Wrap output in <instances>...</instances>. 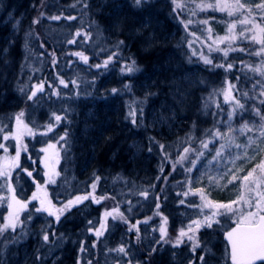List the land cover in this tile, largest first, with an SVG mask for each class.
<instances>
[{
  "label": "rangeland",
  "instance_id": "374dc122",
  "mask_svg": "<svg viewBox=\"0 0 264 264\" xmlns=\"http://www.w3.org/2000/svg\"><path fill=\"white\" fill-rule=\"evenodd\" d=\"M169 1L171 0H150L146 4H143L141 8H135L132 6V0H85V2L80 4L84 5V3H86L88 5V7L84 9L78 5L75 0H37L35 2L32 0L30 2H28V0H0V125H7L5 133L15 132L16 124L14 116L20 111H24V122L28 124L29 128H33L35 132V135L25 134L21 138L22 144L27 146V151H21L20 154V165L22 168L32 171V168H34L31 165L32 163L25 167L24 162L27 160L30 162L33 159L39 158V150L41 151L42 148H46L47 143H56V140H53L54 137L57 136L55 133L45 136V138L40 134L45 131L43 126L49 123V118L52 117V113L55 112L57 115L61 116L66 115L67 120H71V113L76 109V106L73 108L72 103H77L78 99L82 97L87 98L83 95H76L77 91H75L76 87L74 85V88L68 86L62 91L56 88L63 96L60 95L58 97L52 95L53 100H51L49 95L52 93V89L48 87V84L51 83L56 87V85L59 84V79L57 78L59 76V78L64 79L68 85H72L70 81H73L74 78H76L75 74L78 73L76 69H73L74 67L76 68L77 65L80 66L83 63L79 59H69V57L72 56L69 55V53L76 51L66 53L62 52L59 48L65 46L66 41L73 38L79 42L78 44L83 46L85 44L87 45V43L88 46L95 45L97 42H93V37L97 36V38L101 40L99 34H104L103 30L105 27L102 26L105 25H97L101 26V28L95 27L97 30L92 32V37L87 42H84V36L76 37L75 33L77 30L82 33H87L85 30L90 32L91 23L99 21V16L103 12L111 23L110 25L107 24L105 29L106 32L112 33L114 36L123 34L126 39L130 41H138V49L141 54H146L156 49H162L163 51V57L157 60L155 65H153L151 75L145 74L144 78L138 82L139 85L137 84V90L140 88L142 89L143 95H147L148 91L156 82V76L154 77V74L163 71L164 79H162V81H172L173 78L177 77L176 81H173V84L180 83V90L183 91L182 97L185 101L188 99V96L192 95L191 90L199 87L202 80L196 78L198 75L194 69H192V71H183L174 58L175 53H173L172 50L174 47L177 48L180 33L177 27L171 25L173 11ZM195 1L197 2V0ZM221 2H223V0H221ZM228 2L234 3L235 0H228ZM199 3L216 4L217 0H204V2L200 1L198 4ZM240 3L244 4L245 8L239 12H234L232 16L228 15L227 10L219 11L213 8H205L204 10L198 9L200 12L199 14L207 12L217 14L218 16L220 15V20L213 16H208L206 18L209 20L207 24L211 29L210 40L216 42L227 39L251 40L253 35H255L257 39H264V33L260 32V28H264V11L256 7L257 4L261 3V0H240ZM248 9H251V13L247 11ZM41 13H44V16L40 19V23L33 24V20L40 17ZM223 13H226L224 15L228 22L226 20L222 21ZM83 14H86V16H83ZM51 16H60V19L51 20L49 19ZM68 16H73L75 19H65V17ZM245 16L248 17L249 21H254L255 25H259V27H255L251 22L247 24L237 22L238 19H243ZM194 22H196V20ZM230 23H235V28L231 31H229ZM242 30L243 35H241ZM206 35L207 33L203 35L204 38ZM108 36H105L106 40ZM36 41L37 45L35 44ZM253 41L257 43L255 40ZM41 45H43V47H41ZM257 45V51L264 47V45L260 43H257ZM190 46L191 52L196 57L199 56L201 53L199 47L193 44ZM51 53L55 54L56 60L62 67L54 68ZM57 56H62L64 59L60 61V57ZM259 56L264 59V52ZM158 63L160 64L157 65ZM49 66L51 69L54 68V71L47 82L45 93L37 94L34 101L27 100V94L30 93L32 86L42 81L43 72ZM107 77L108 76H106V78ZM262 78L264 80V77ZM106 81L107 79L104 80L105 83ZM21 89H23V92ZM173 89L175 88L173 87ZM259 90L260 89L257 88L255 94L257 97L256 104H259L260 99H264V97L258 96ZM177 94L174 93L173 95L175 96L172 97V93H170L169 102L165 100L163 105H153L149 107L147 124L150 129L159 135L157 137H161V142L163 141L165 151L168 152V154L174 150V146L181 144L177 136L186 137L192 134L195 137L199 136L200 133L196 131L197 129L193 121H188L190 117H185V114L180 115V111H177ZM173 98H176V100L174 101ZM93 100L89 106L87 102L77 109L73 121H75L78 128L73 135V140L75 142H81L84 146H89V148L97 144H101L102 146L118 145L119 147L125 144L126 150L130 151V158L128 159L139 160L138 166H135L130 171L133 175V183L135 184L132 186V189L139 193L138 195L135 193L132 194L130 198L135 199V201L133 200L131 205L127 203L128 207L134 210L133 214L127 215L126 218L130 224L128 222L118 223L119 220H113L111 216L107 218L104 217L105 210L111 211L114 204H112L111 207H105V205L108 206L109 204L104 202L105 200H102L100 203H93L91 200H86L79 205L90 210L89 206L93 203L95 207H97L95 208V213H88V215L77 218L74 214L72 215L71 211L66 212L61 217L60 222L54 225V223H56L54 217H49L46 213L34 212V207H39V201L31 200L32 194L37 191L36 184L33 182L32 184L31 181L35 178L38 183L43 185L47 179L44 176L47 169L45 168V170L39 171L38 174H32L30 178L27 176L26 172H23V175H21V169L16 168L12 171V184L16 190V196L23 200H31V203L28 204V210L20 214V219L25 221L23 232H21L20 227H17L15 233L11 232V230L5 233V236L17 238L16 242H7L3 237H0V264H78V262L79 264H89V261H91V264H127L128 261H131V264H136V260L134 259V247L137 243L136 231L134 229L129 231L126 227L137 225L138 228L142 227L141 232L147 235V229L152 228L151 230L153 231L155 228L156 231H153L155 234L160 233L159 229L163 226L166 228L167 232H169L168 238L175 239L178 234V228L186 227L188 225L187 222H191L193 219L203 220L205 214L210 215L214 210L212 208H204L203 212H201L199 207L187 208V206H185L186 209L182 215L186 222L181 223V218H172L171 213L167 216V222L170 223V230L167 227L169 224H164L162 217L160 215H155L157 212L156 207L150 214H147L146 207H141L139 201L140 197H145L140 195V193H148L151 190L147 196L149 199L148 203H152L151 201L154 203V199L159 197V193H154L155 190L158 188L163 189L167 184L164 186H160V184L162 182H170L171 180L167 181L162 179L160 181V179H153L150 177L148 171L150 166L148 163L151 160L149 157L144 156V140L141 137L137 139L135 136H128L129 131L125 129L121 122V118L118 115L120 107L115 99L109 95L104 96L101 94L97 97L96 101L95 99ZM190 103L191 100L188 99L187 104L190 105ZM260 107L262 111H264V105H260ZM51 110L54 112L50 113ZM191 117L194 118V116ZM253 120L258 122L259 118L251 114L250 110L246 115L241 116L238 114L234 116L231 121H227L226 114L216 125V127H222L224 131L227 132V125L230 123L232 128L236 130L229 133V135L235 137L231 151L233 153L239 152L241 156L239 159L235 160L234 165L229 162L227 167L233 168L240 178L251 171L261 160H264V138H260L258 132L255 131H246L244 133L238 131L244 121L250 122ZM189 122L191 123V128L188 127V125H190ZM56 129H58V126ZM249 137H252L255 143L249 145ZM29 138H31V140ZM206 139L208 138H205V140ZM221 142L224 141H216L215 145L210 144L209 148L214 149L218 147ZM0 143H5L9 146L7 156H15V147L12 146L15 145V140L10 138L8 141H4L3 133H0ZM68 143L70 145L69 148H71L72 139ZM170 143L174 144V146L171 147ZM236 144L246 145L247 148L246 150L244 148L237 149L234 146ZM85 148L89 151L88 147ZM68 149L66 151L64 149H58L60 151V159L74 161V157L71 156V154L69 156L67 155ZM92 151L93 150L90 151L89 159L95 157L92 155ZM51 152L52 150H49L47 155L51 156ZM42 153L46 156L45 152ZM212 154L214 155V150ZM225 154H227V152ZM80 155H85L84 150L75 153V157ZM45 156L43 159H40L39 162L44 160ZM4 157L5 153L3 149H0V163L3 162ZM68 157L71 160L68 159ZM249 157L254 158L249 160ZM210 158L211 156L208 155L202 158L200 163H205L206 160ZM113 159L114 157H112V160ZM67 163L69 166L65 167V169H68L72 175L69 178L75 180V189L79 191L83 190L82 186H89L88 188H90L89 190L92 192L93 190L90 187L92 182H88V177L93 174H98L95 169L98 168L99 162L95 164L91 172H89L90 174L85 179H76L73 174L75 164L71 162ZM168 164V171L172 173L173 165L172 163L170 165L169 162ZM119 166H121V164H119ZM198 168L199 171L194 170L191 176H202L204 168L200 167L199 163ZM55 169L60 172V169H57L56 165ZM103 171L107 172L105 170ZM259 174V170H257V172L254 173V177ZM188 175L189 174L184 172L185 177L176 182L172 181L174 183L171 186L165 187L166 192L163 194L162 198H174L178 200L177 202L175 201V205H181L179 201L185 199V197H183V195L178 196L177 193L188 191V185L186 183ZM210 175L215 176L216 173L213 171ZM84 176L86 177V175ZM60 177L61 174L56 178V184L46 185L48 196L56 207H60L63 202L67 201L59 198V193L66 188V186L61 187V183L63 184L65 181H60L62 179H60ZM99 177L100 180L97 183L95 194L100 188V182H102V177ZM109 179L113 180L111 178ZM228 179L229 177H224L220 180V185L226 186L213 185L212 187H207L209 177L203 176L199 180H193L191 187L193 190L205 188L207 199L211 201L228 203L236 199L239 195V185L241 183V179H237L232 184H228ZM124 180L127 179L123 178V175L120 174L117 184L124 182ZM66 182L68 183V187L73 184L72 180ZM113 183L115 182L110 181L108 185ZM50 187L55 188L52 189V195L49 190ZM123 187L120 188L123 190ZM40 194L42 195L43 193ZM118 194L120 195L119 191ZM0 195L10 196V193L4 190L0 192ZM97 195H99V193H97ZM72 196L75 195H69L67 198L69 199ZM119 200L124 205L123 196L119 198ZM187 201L195 202L196 205L202 203L199 196H194L191 192H189ZM139 203L140 207H138ZM122 208L123 207H119L120 212H122ZM30 213L32 217L31 220H25ZM6 214V205L0 206V222H2V216ZM113 215H115V213ZM165 215H163V217ZM131 219L134 222L133 224ZM217 219L221 221L220 224L214 223L211 228L202 226L196 233V238L200 242V247L196 248L195 253L191 251L190 243L186 238L185 243L181 244L178 248H173L171 244L169 246L164 245L163 242L160 246L162 248L170 247V253H176L178 250L182 252L185 251L188 255V264H190V261L191 264H200L198 257L203 255L204 252L207 253V255L204 256L207 258V260L205 259L207 264H227L228 251L221 239V235L224 230L229 228L232 224H235L233 223L234 217L219 216ZM89 220L92 221V224L88 223ZM144 221H147V223H144ZM49 223L52 225L50 228L47 227ZM101 223L105 224V229L102 230L103 234L97 238L94 232H90L88 229L100 228ZM117 226H119L118 231L115 229ZM42 229L49 232L50 240L55 241V243L48 245L43 243L41 239ZM53 231L56 233V237L51 236ZM92 236H95V238L93 239ZM153 237L156 241L157 238L155 236ZM154 238L152 242H154ZM93 243H95V247L92 246ZM205 243L207 244L205 245ZM81 245H83L85 249L83 252L80 251ZM121 245L126 247L128 253L126 256L114 251V249L119 248ZM153 247L156 248V245ZM162 248L157 247L155 251V257L160 259L157 263L169 264L168 256H160ZM156 254H159L161 258L156 256ZM37 256H40L41 259L38 260Z\"/></svg>",
  "mask_w": 264,
  "mask_h": 264
},
{
  "label": "trees",
  "instance_id": "16d2710c",
  "mask_svg": "<svg viewBox=\"0 0 264 264\" xmlns=\"http://www.w3.org/2000/svg\"><path fill=\"white\" fill-rule=\"evenodd\" d=\"M150 1V0H148ZM204 2V0H197V2H193V0H178V3L186 5V7L182 9H177L176 11H173L175 8V5L172 3V0L169 1L171 4V9L173 11V18L171 25L173 27H177L178 32L180 33V37L178 38V44L177 48H173L172 52L174 54V58L176 59L177 63L183 71H192V69L197 72L196 78L201 79V83L199 84V87L194 88L191 90L192 95L188 96V99L191 100L190 105L187 104V100L183 99L182 94L183 91L180 90V83H174L176 81V78H173V80L168 81L164 79V72L161 71L160 73H155L154 77L156 76V82L154 86L148 91L147 95H143L142 89L137 87V84L139 81H141L145 74L151 75V70L153 65H155L157 60H160L161 57H163V51L162 49H156L151 52H148L146 54H141L139 51V43L138 41H130L126 39V37L122 35L114 36L112 33H108L105 31L107 24L110 25L109 19L105 17L104 12L100 14L99 21H94L91 23V31L90 33L96 31L97 29L95 27H100L97 25H105L102 27H105L103 30L104 34H99V37H101V40L97 38V36H94L93 42H97L95 45H87L84 46L81 44H78L79 42L76 41L74 44L65 43V46L62 48H59L62 50V52L69 53L70 51H82L85 55L89 57L88 64L83 63L80 66L74 67L73 70H77L78 73L75 74L74 81H76L75 85V91H77L78 95L86 96L78 99L77 103H72L73 108L76 106V109L73 110L71 113V120H64L58 125V129H54L53 132L48 133V135L55 133L57 136L54 137L53 140L59 139V135H63L65 131L68 133V142L72 139V145L71 148L68 149V156L71 154L73 156L72 161H68L66 159H60L61 167H60V181H65L63 184L61 183V187H65L63 191L59 193V198L62 200H67L69 195H83L90 192L89 186H82L83 190H77L75 189L74 183L75 180L69 178L72 176L68 169H65V167L69 166L67 162H71L75 164L74 168V177L76 179H85L90 174L92 168L95 166L96 163L99 162V166L97 169L98 174H93L92 176L88 177V182L91 183L95 179V176H101L102 182H100V188L96 191L97 193L95 195L97 196H104L106 197L104 202L109 203L107 207H111L112 204L120 203V205L123 207L122 212L127 218V215H132L134 210L133 208L128 207V201H135V199H131L133 193L139 194L137 191L132 189V186L135 185L133 183V175L130 173V171L135 167L138 166L139 160H129L130 158V151L126 150L125 144H122L121 147L118 145H108V146H102L101 144L93 145V146H84L81 142H75L73 140V135L77 131V125L73 119H75V115L77 113V109L82 105L87 103L89 106L93 99L95 101L97 100V97H99L101 94L104 96L109 95L115 99L117 104H119V113L118 115L121 118V122L125 129L129 131L128 136H135L137 139L142 138L144 140L145 144V151L144 156L149 157L151 160L148 165L150 166V169L148 168L150 177L153 179H160V181L163 180H171L170 182H162L160 186H171L174 182L180 180L184 176L183 169L177 165L176 170L172 173H169L168 171V162L172 163L175 160V158L178 156L180 152H182V141H184L185 137H178V140L181 142L180 145L174 146V144H171V147H175L174 150H172L171 153H169L170 159H165L164 153L161 151L160 145L163 144V141L161 142V137L159 136L155 131L149 128L147 121H148V115H149V107L155 106V105H163V102L166 100L169 102V96L170 93H172V97L174 93H178L177 96V111H180V115L185 114V117H190L188 121H193L196 131L200 132L199 136H195V140L193 142V147H199V140L209 138L205 135V133L209 132V130H213L214 127H216L217 123L222 119L223 116L228 114V111L232 108V103H225L224 101V91L229 88V82L236 85V87L240 90L239 92H233L232 95L239 96L242 99V102H245L248 105H251L252 103H256L252 100H244L242 97L243 92H249L250 95H255L257 88H253L252 85L257 80H263L262 77H260L259 74L254 73L250 69L253 67H256L257 65L261 64L264 59H262L261 56H255V52L258 49L257 43H255L252 39L246 40V39H238V40H232L227 39L224 41L216 42L210 40L211 37V31L209 32L210 27L208 24L200 23V21L207 20L206 18L208 16H213L216 18H219L217 14H211L207 12H203V14H199L198 11L199 8L196 7L198 2ZM211 1V0H210ZM206 2V1H205ZM192 10H195V15H193ZM172 14V13H171ZM226 13H223L222 21H227V18L225 17ZM202 20H201V19ZM191 20L192 23L188 25L187 30L185 29L184 24L180 23L181 20ZM196 20V22H194ZM220 20V18H219ZM209 20H207L208 22ZM93 27V28H92ZM85 29V26H84ZM211 30V29H210ZM85 32H88L85 30ZM107 35H106V34ZM206 37L204 38V34H206ZM109 35V36H108ZM83 36V35H81ZM108 36L107 40L106 37ZM92 37V35H91ZM123 41V45H120L119 48V57L114 58L113 63L109 64L108 68H99L92 67L91 65L95 64H102L103 61L107 58L108 54L116 50L115 45L119 41ZM37 45V41L35 42ZM196 45L201 50V53L199 56H195L191 52V46L190 45ZM229 45H231L232 48L237 49L236 51H232L229 48ZM213 49L211 52L209 49ZM219 48L220 51H216V49ZM245 49L246 51L241 52L239 49ZM228 51V57L225 58L223 55V51ZM207 56L210 59L213 60V64H225L232 63L234 66L232 69L225 70V68H217L213 67L212 65H205L203 62V59L201 56ZM60 57V61L64 59L62 56ZM58 59V58H57ZM69 59H79L76 56H71ZM131 60L136 61V65L139 68V71L135 72L132 75H124L121 73L120 68L123 64L129 63ZM158 63L157 65H159ZM62 65L57 63L55 64L54 68H60ZM54 68L51 69L50 66L46 68L43 72V78L42 81H45L44 88L47 87V82L49 78L53 75ZM75 72V71H74ZM65 75V74H63ZM106 76H108L106 78ZM169 76V75H167ZM239 77V80L236 78ZM107 79L106 83L104 80ZM59 83V82H58ZM131 85V91H128L124 88L125 84ZM136 84V85H135ZM171 84V85H170ZM78 85V87H77ZM139 85V84H138ZM68 86H74L68 85ZM173 87L175 89H173ZM56 88L59 91H62L65 87L61 86L60 84L56 85ZM74 88V87H73ZM117 88L120 91L113 95L111 92V89ZM174 92V93H173ZM76 93V95H77ZM41 94V93H40ZM63 96V94L61 93ZM97 95V97H96ZM50 99H52V94L49 95ZM175 101L176 98H173ZM94 101V100H93ZM166 104V102H165ZM219 104L221 108H217L216 105ZM129 106L137 109V116L136 124L131 123V117L129 116ZM143 109V114L141 115L139 112V109ZM179 108V109H178ZM223 109V111H221ZM250 111V110H249ZM54 112L53 110L50 111ZM183 112V113H181ZM185 112V113H184ZM211 113H219V115L214 116L211 115ZM247 112H244L243 115H246ZM191 116H194L192 118ZM54 122V119H53ZM188 125L189 128H191V123ZM79 131V130H78ZM59 134V135H58ZM47 135V136H48ZM45 138V135H43ZM124 138V136H123ZM125 139V138H124ZM167 140V139H165ZM160 141V142H159ZM167 142V141H164ZM63 143V142H61ZM164 145V144H163ZM183 146H187L184 144ZM85 147L89 148L86 150ZM92 147V148H91ZM57 148L59 150H62L60 148V144H57ZM57 149V150H58ZM81 150H84L85 155H80L78 157H75V153H79ZM92 151L93 159H89L90 157V151ZM30 155V153H29ZM112 157L114 159L112 160ZM105 165H104V164ZM121 164V166H119ZM185 164H187V161H185ZM97 166V165H96ZM64 168V169H63ZM103 170L107 171L104 172ZM71 171V170H70ZM122 174L123 178L127 179L124 180V182L118 183L117 180L119 178V175ZM86 175V177L84 176ZM166 177V179H165ZM109 178L113 179L110 180ZM73 181L72 186L68 187V183L66 181ZM116 180V181H115ZM114 181L115 183L108 185V182ZM174 181V182H172ZM165 183V184H164ZM124 186V187H123ZM123 187V190L120 188ZM163 189H157L154 193H159V199H154L151 201L152 203H148V198H141L140 197V203L141 207H146V213L150 214L151 211L156 207V204H160V208L156 209V211H159L162 213V215H165L166 217L169 216L171 213V217L173 218H180L183 212H185L186 207H176L175 203L178 200L173 199H165L162 198L163 194L166 192V188ZM54 187H50L51 195L53 193ZM118 191L120 195L118 194ZM151 190L148 192L150 193ZM171 193V192H169ZM124 198V205L120 202L119 198ZM136 197V195H135ZM176 201V202H175ZM171 206H170V205ZM154 205V206H153ZM170 206V207H169ZM130 208V210H129ZM189 208V207H187ZM81 209V210H80ZM72 215L74 214L77 216V218H80L81 216L88 215V213H95V208H90V210L79 207L77 209H73ZM164 216V217H165ZM132 224L134 223L131 219ZM130 224V222L128 221ZM119 226H117L115 229L118 231ZM126 229H129V227H126ZM155 236L158 238L160 236L159 233L153 232L152 237ZM141 239L139 241H148L150 242L152 238L150 236L149 229H147V235L143 234L141 232L140 234ZM94 239V236H92ZM92 240V239H91ZM131 242V241H130ZM134 247V246H133ZM97 261V259L95 258ZM94 262V261H93Z\"/></svg>",
  "mask_w": 264,
  "mask_h": 264
},
{
  "label": "snow or ice",
  "instance_id": "6c2138e0",
  "mask_svg": "<svg viewBox=\"0 0 264 264\" xmlns=\"http://www.w3.org/2000/svg\"><path fill=\"white\" fill-rule=\"evenodd\" d=\"M147 2L148 0H132V6L135 8H141L143 4H146ZM193 2H195V0H193ZM172 3L175 5L173 11L186 7V5L178 3V0H172ZM84 7H88V5L84 3ZM196 7L200 10H204L205 8H213L214 10L219 11L227 10L228 15L232 16L234 12H239L240 10L244 9L245 5L240 3V0H235L234 3H230L228 2V0H223V2H221V0H217L216 4L199 3L196 5ZM256 7L264 11V0H261V3L257 4ZM247 11L251 13V9H248ZM192 13L193 15H195V10H192ZM43 16L44 13H41L40 17L33 20V24H39L40 19ZM49 19L59 20L60 16H51L49 17ZM65 19L71 20L75 19V17L68 16L65 17ZM237 22L241 24H247L251 22L255 27H259V25H255L254 21H249L247 16H245L243 19H238ZM180 23L184 24L185 29L187 30L188 25L191 24L192 21L190 19L187 21L181 20ZM200 23L206 24L207 20L200 21ZM233 28H235V23H230L229 31H231ZM209 31L211 30L209 29ZM260 32L264 33V28H260ZM81 35L84 36V42H87L91 39L92 34L90 32L82 33L81 31L77 30L75 36L79 37ZM241 35H243V30L241 31ZM251 39L255 40L257 43L264 45V39H257L255 35H253ZM67 43L74 44L76 43V39H69ZM123 43L124 42L122 40L119 41L117 45H115L116 50L111 51L102 64L98 63L91 66L96 67L97 69L102 67L107 69L109 64L113 63L114 58L119 57V48L120 45H123ZM41 47H43V45H41ZM229 48L232 51L237 50L235 48H232L231 45H229ZM212 50L213 49H211L210 47L209 51L211 52ZM216 51H220V49L217 48ZM239 51L244 52L246 50L241 48L239 49ZM262 52H264V47H262L259 51H256L254 54L259 56ZM51 55L52 64L55 66V64L57 63L55 54L51 53ZM69 55L76 56L80 61L88 64L89 57L82 51L71 52L69 53ZM223 55L225 58H227L228 51L224 50ZM201 58L203 59L205 65H212L213 67L217 68H225V70L232 69L234 66L232 63H228L227 65H214L213 60L207 56H203V54ZM250 70L264 77V61H262L260 65H257ZM120 71L124 75H132L135 72L139 71V68L136 65V61L131 60L129 63L123 64L120 68ZM57 78L59 79L60 85L68 87V83H66L64 79H60L59 76ZM236 79L239 80V77H237ZM70 83L76 85V81L74 80L70 81ZM44 84L45 81H41L40 83L33 85L30 93L27 94V100L34 101L38 93H45ZM257 86H259L260 89L258 96L264 97V80H257L252 85L254 89L257 88ZM48 87L52 89V95H56L58 97L61 95V93L53 84H48ZM124 88L128 91H131L130 84L126 83L124 85ZM21 91L23 92V89H21ZM119 91L120 90L117 88L111 89L113 95L117 94ZM234 91L239 92L240 90L236 87L235 84L229 82V88L223 93L225 103L231 102L233 105L231 110L228 111L227 121H231L233 117L238 114L242 116L244 112H248L249 110H251V114H254L256 117H258L259 121H244L238 131L240 133H244L246 131H255L258 132L260 138H264V111H262L260 107V105H264V99H260L259 104L252 103L251 105H248L245 102H242V99L239 96L232 95ZM242 97L244 100L255 101L257 99L255 95H250L249 92H243ZM216 107L218 109L221 108L219 104H217ZM221 111H223V109H221ZM139 112L142 115L143 109L140 108ZM24 115V111H20L19 113L15 114V132L5 133V128L7 127V125H0V133H3V140L8 141L11 138L16 142L15 145H12L13 147H15V156L12 157L7 156L9 146H7L5 143H0V149H3L5 153L3 162L0 163V192L6 190L7 193H10V196L0 195V206L6 205L7 208V214L2 216V222H0V237H3L5 241L12 243H15L17 238L5 236V233L9 230L15 233L17 227H20L21 232H23L25 221L20 219V214L21 212L28 210V204L31 203V200L39 201V207H34L35 213H46L47 216L54 217L56 223H59L61 217L66 212H70L73 207L78 206L89 198H91L93 203H100L103 199L106 198L104 196L95 195V189L97 187V183L100 180L99 176H95V179L90 184V187L93 190L92 192L83 195L72 196L67 199L66 202H63L60 207H56L52 203V200L49 198L46 185L56 184V178L60 176V172L56 171L55 169V165L59 163L60 159V151L57 150L56 145L60 144V148L64 149L65 151L70 147L68 143L67 131H65L63 135L58 134L59 139L56 140V143H47V147L41 149L42 152L46 153L44 165L47 170L45 171L44 176L47 179L45 183L42 185L38 183L35 178H33V183L36 184L37 191L32 194L31 200H23L16 196V190L12 184V171L16 168H20L22 172L27 173L28 177H32V172L28 171V169L22 168L20 165L21 151H27V146L22 144L21 138L25 134L35 135L33 128H29L28 124L24 122ZM211 115L217 116L219 115V113H211ZM129 116L132 118L131 123L136 124L137 109L129 106ZM66 119V115L61 116L57 115L55 112L52 113V117L49 118V123L43 126L45 128V131L41 132L40 134L47 136L48 133L53 132V130ZM233 131L236 130L232 128V125L230 123L227 125V132H225L222 127H214L213 130H209V132L205 133V135L209 137L208 139L199 140L198 148L193 147L195 137L192 134L186 136L184 141H182V152H180L175 158L172 168V171H175L176 166L179 165L185 173L189 174L186 179L188 191L177 193L178 196L183 195V197H185V199H181L179 201V204L185 205L187 207H199L201 209V212H203L204 208H212L214 210L210 213V215L205 214L203 220L193 219L186 227H181L178 230V234L175 239H169L166 228L161 226L159 229L160 236L155 241L156 244H160L162 242L170 243L173 248H178L181 246V244L185 243L186 238L190 243L191 251L195 253L196 248L200 247V242L196 238V233L199 231V229L202 226L211 228L214 223L220 224L221 221L217 219V217L219 216H229L234 217L233 223L236 224V227L225 232V239L227 240L229 245V258L231 264H264V160H261L258 164H256L255 167L252 168V170L242 178L238 177L236 171H234L233 168L227 167L229 162L234 165L235 160L239 159L241 156V153H233L231 151L235 137L229 135V133H232ZM216 141L224 142L219 143L218 147L210 149L209 145H215ZM253 143H255V141L252 139V137H249L248 144L251 145ZM184 144H186L187 146H183ZM234 146L237 149L244 148L246 150L247 148L246 145L236 144ZM160 148L164 153L165 158L170 159L168 152L165 151V145L161 144ZM49 150H52L51 156L47 155L49 153ZM213 150L214 155L212 154ZM226 152L227 154H225ZM208 155H210L211 158L206 160L205 166V163L200 162L202 158H205ZM252 158L254 157H249V160H251ZM185 161H187V164H185ZM33 163H35V161H33ZM198 163L200 167L204 168V172L202 173L201 177H193L191 176V173L194 170L199 171ZM257 170H259L260 174L254 177V173H256ZM213 171L216 173L215 176L210 175V173ZM203 176L209 177V183L207 187H212L213 185L226 186L220 185V180L224 177H229V179L227 180L228 184H232L237 179H241V183L239 185V195L236 199L231 200L228 203H219L207 199L205 188H197L193 190L191 187L193 180H199ZM189 192H191V194L194 196L198 195L202 203L200 205H196L195 202L187 201ZM40 193L43 194L41 195ZM140 195L147 198L148 193L141 192ZM158 199L159 197H157V200ZM128 203L129 205H131V201H129ZM156 208H160L159 203L156 204ZM113 213H117V215H113ZM155 215H160L164 224L167 223V217H163L162 213L157 211ZM109 216H111L113 220L119 218L125 223L128 222L124 214L118 211V208H113L111 211L105 210L104 217L107 218ZM31 218L32 217L30 213L29 216L25 218V220H31ZM88 223L92 224V221L89 220ZM144 223H147V221H144ZM51 226V223L47 225L48 228H50ZM103 229H105V224L101 223L100 228H89L88 231L94 232L96 237L99 238L103 234ZM133 229H135L136 231V240L139 241L140 229L137 227V225H130L129 231H132ZM153 231H156V229L154 228ZM51 236L56 237V233L53 231L51 233ZM41 239L46 245L55 243V241L50 240L49 232L44 229L41 230ZM92 246L95 247V243H93ZM156 250L157 249L153 247L149 251V256H151L152 253H154ZM80 251H85L83 245H81ZM114 251L120 254H124L125 256L128 254L124 245H121L119 248L114 249ZM37 259L39 260L41 259V257L37 256ZM198 259L200 261V264H207L204 255H200ZM89 264H91V261H89ZM127 264H131V261H128Z\"/></svg>",
  "mask_w": 264,
  "mask_h": 264
},
{
  "label": "flooded vegetation",
  "instance_id": "af4514ba",
  "mask_svg": "<svg viewBox=\"0 0 264 264\" xmlns=\"http://www.w3.org/2000/svg\"><path fill=\"white\" fill-rule=\"evenodd\" d=\"M31 0H28V2H30ZM32 1H37V0H32ZM75 1H77V4L78 5H80L82 2H85V0H75ZM82 8H86V7H84V5H80ZM87 14V13H86ZM86 14L84 15L83 14V16H86ZM50 155H51V153H50ZM44 154L39 150V158H37V159H33L32 161H25L24 162V164H25V167H27V165L28 164H30V163H32L31 165L34 167V168H32L33 170L31 171L32 172V174H38L39 173V171H41V170H45V165H44V160H42L41 162H39V160L40 159H43L44 158ZM33 161H35V163H33ZM56 166H57V169H60V167H61V162H60V160H59V163L58 164H56ZM30 171V170H29ZM59 172V171H58ZM33 181H31V183H32ZM33 184V183H32ZM97 196V195H96ZM88 200H91V198H89ZM91 202H92V200H91ZM79 207H81L80 205L79 206H76V207H73L72 208V210L73 209H77V208H79ZM105 207H107L106 205H105ZM119 207H122L121 205H120V203H116L114 206H113V208H118V211L120 212V210H119ZM138 207H140V203L138 204ZM176 207H185V205H178V206H176ZM82 208H83V206H82ZM89 208H97V207H95V205L92 203L91 204V206H89ZM112 208V209H113ZM111 210V209H110ZM121 213V212H120ZM114 214V213H113ZM115 215H117L116 213H115ZM180 218H181V223H183V222H186V220H185V218H183V215H181L180 216ZM119 221H118V223H122L123 221L122 220H120L119 218H117ZM177 219H179V218H177ZM168 221V220H167ZM169 225L167 226L168 227V229L170 230V223L169 222H167ZM188 224L190 223V222H187ZM57 223H54V225H56ZM141 228L142 227H139V229H140V234H141ZM152 228H149V232H150V236L152 237V235H153V231L151 230ZM180 228H178V230H179ZM135 230V229H134ZM160 234V233H159ZM167 234H169V232H167ZM154 237H152V238H150L151 239V241L150 242H148V241H137V243L135 244V247H134V259L136 260V264H158L157 263V261H160V259L159 258H157V257H155V252L154 253H152V255L151 256H149V251L153 248V246H155L156 245V249H157V247L159 248H162L160 245H161V243L160 244H156V243H154L155 242V238H154V242H152V239H153ZM140 239H141V237H140ZM207 243H205V245H206ZM164 245H167V246H169L170 245V243H164ZM203 245H204V243H203ZM186 251H187V249H186ZM200 253H201V251H200ZM168 256L169 257V264H188V255H187V253H185V251L184 252H182V251H180V250H178L176 253L174 252V253H170V247H164V248H162V251H161V253H160V256L161 257H163V256ZM204 256H206L207 255V253H205L204 252V254H203ZM156 256H158V257H160L159 256V254H156ZM160 257V258H161ZM205 259L207 260V258L205 257Z\"/></svg>",
  "mask_w": 264,
  "mask_h": 264
},
{
  "label": "water",
  "instance_id": "95a60500",
  "mask_svg": "<svg viewBox=\"0 0 264 264\" xmlns=\"http://www.w3.org/2000/svg\"><path fill=\"white\" fill-rule=\"evenodd\" d=\"M234 227H236V225H234L232 228H234ZM232 228H230V229H232ZM229 229V230H230ZM223 240L227 243V245H228V242H227V240L225 239V233H224V235H223ZM228 248H229V245H228ZM229 262H230V264H231V261H230V259H229Z\"/></svg>",
  "mask_w": 264,
  "mask_h": 264
},
{
  "label": "bare ground",
  "instance_id": "6f19581e",
  "mask_svg": "<svg viewBox=\"0 0 264 264\" xmlns=\"http://www.w3.org/2000/svg\"><path fill=\"white\" fill-rule=\"evenodd\" d=\"M116 103V102H115Z\"/></svg>",
  "mask_w": 264,
  "mask_h": 264
}]
</instances>
